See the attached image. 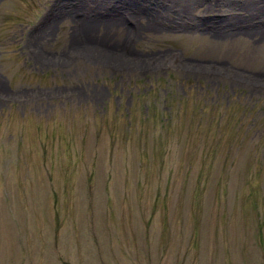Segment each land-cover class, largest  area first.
<instances>
[{
  "label": "rangeland",
  "instance_id": "obj_1",
  "mask_svg": "<svg viewBox=\"0 0 264 264\" xmlns=\"http://www.w3.org/2000/svg\"><path fill=\"white\" fill-rule=\"evenodd\" d=\"M184 2L0 0V264H264V0Z\"/></svg>",
  "mask_w": 264,
  "mask_h": 264
},
{
  "label": "bare ground",
  "instance_id": "obj_2",
  "mask_svg": "<svg viewBox=\"0 0 264 264\" xmlns=\"http://www.w3.org/2000/svg\"><path fill=\"white\" fill-rule=\"evenodd\" d=\"M184 5H186V7L188 6L187 5V2L188 0H184ZM195 1V0H193ZM220 3L223 1V0H218ZM231 0H225V2L223 4H226V5H230L231 3ZM123 17V16H122ZM216 17V20H214V25H213V28H210V30L212 29H215L214 30V34H218L219 36H227V35H232L233 34H249V35H261L262 33V28H254L253 26H245L243 29H241L239 27V25L237 23H233V19L234 18H237L235 15H231L229 13V15L227 14V16H222V17H219V16H215ZM100 18H102L101 16L100 17H87L85 18L84 17V26H85V30L88 34V37L89 38H95L96 37L93 35V32H90L92 30V25L95 23V22H100ZM106 19H104L103 21H105L106 23H109L108 21H110V24H107V28L108 29H104L103 30V33L100 34V37L102 36L101 40L104 41V43H108V44H112V45H116V34L117 32L120 31V29H122L123 27H125L121 22H118L120 21L118 19V17H105ZM203 23H199V25H201ZM181 27V25L179 26ZM253 27V28H251ZM187 28V27H185ZM42 31H45V29H43ZM47 35V34H45ZM68 37H69V41L70 42H75V38L70 31H68ZM118 37V36H117ZM99 39V38H97Z\"/></svg>",
  "mask_w": 264,
  "mask_h": 264
}]
</instances>
